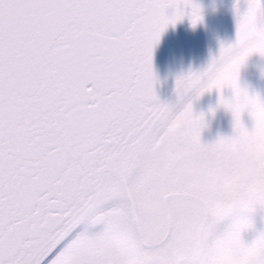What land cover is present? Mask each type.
<instances>
[{
  "label": "snow or ice",
  "instance_id": "obj_1",
  "mask_svg": "<svg viewBox=\"0 0 264 264\" xmlns=\"http://www.w3.org/2000/svg\"><path fill=\"white\" fill-rule=\"evenodd\" d=\"M201 13L197 0H0V264H209L245 205L264 111L249 127L211 67L176 79L175 104L158 95L156 44ZM213 89L235 134L206 144L194 101Z\"/></svg>",
  "mask_w": 264,
  "mask_h": 264
},
{
  "label": "clouds",
  "instance_id": "obj_2",
  "mask_svg": "<svg viewBox=\"0 0 264 264\" xmlns=\"http://www.w3.org/2000/svg\"><path fill=\"white\" fill-rule=\"evenodd\" d=\"M252 4L239 19L236 15L235 40L209 50L207 66L232 82L226 89L249 114L264 111V0ZM247 150L251 163L245 205L207 253L209 264H264V132L249 142Z\"/></svg>",
  "mask_w": 264,
  "mask_h": 264
},
{
  "label": "water",
  "instance_id": "obj_3",
  "mask_svg": "<svg viewBox=\"0 0 264 264\" xmlns=\"http://www.w3.org/2000/svg\"><path fill=\"white\" fill-rule=\"evenodd\" d=\"M202 19L193 25L190 15L170 24L154 48V70L158 77L157 93L166 102L178 100L176 79L190 70L208 66L209 50H218L237 30L236 0H197ZM240 8H246L240 0Z\"/></svg>",
  "mask_w": 264,
  "mask_h": 264
},
{
  "label": "flooded vegetation",
  "instance_id": "obj_4",
  "mask_svg": "<svg viewBox=\"0 0 264 264\" xmlns=\"http://www.w3.org/2000/svg\"><path fill=\"white\" fill-rule=\"evenodd\" d=\"M227 42L234 41L236 31ZM226 97L232 95L230 89L224 90ZM220 91L213 89L205 92L199 99L194 101V110L197 114L201 112L205 114L207 126L202 132V141L204 143H214L221 137H231L235 134L234 116L229 109L219 104ZM244 122L251 127L252 118L249 113L243 114Z\"/></svg>",
  "mask_w": 264,
  "mask_h": 264
}]
</instances>
